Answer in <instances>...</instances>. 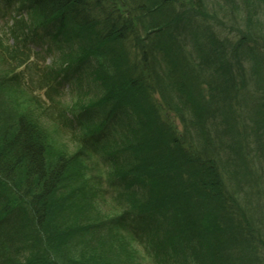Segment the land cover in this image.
<instances>
[{"label": "trees", "instance_id": "1", "mask_svg": "<svg viewBox=\"0 0 264 264\" xmlns=\"http://www.w3.org/2000/svg\"><path fill=\"white\" fill-rule=\"evenodd\" d=\"M21 1L30 30L51 28L67 61L91 67L74 105L108 113L121 101L135 115L137 129L103 146L111 166L98 176L123 186L117 198L148 227L155 264H264L253 256L254 244L264 253L263 224L240 195L247 160L264 162V0H228L226 22L203 0ZM93 80L111 81L99 99ZM2 95L0 110L11 102ZM14 117L0 119V227L11 222L0 264H142L118 224L127 211L109 213L118 205L96 194L85 165L47 146L33 113Z\"/></svg>", "mask_w": 264, "mask_h": 264}, {"label": "rangeland", "instance_id": "2", "mask_svg": "<svg viewBox=\"0 0 264 264\" xmlns=\"http://www.w3.org/2000/svg\"><path fill=\"white\" fill-rule=\"evenodd\" d=\"M203 1L207 3V7L210 13L212 15H216L217 20H222L225 22L231 20L232 11H231L230 2L228 0H203ZM14 10L15 8L12 10V13H14ZM234 13L237 16L240 15L242 16L244 14V12L240 10L239 11L237 10V12ZM261 19L264 21V17H261ZM28 21H29L28 16L24 15L21 18H19V22L17 24H15V21L9 24L10 22L9 13L6 12L5 14L2 12V14H0V34L4 36V30L7 29L9 30L11 28L16 29V27L19 30L18 34H20V30L22 29V27H24V29L26 28L27 26L26 22ZM240 22L242 21H240V18L238 17V21H237L238 26L239 24H241ZM216 29L214 31L218 33L220 36H226L218 28ZM235 34L236 33L234 31L228 36L234 41L236 39L234 38L236 36ZM1 35H0V42L4 43L6 39L5 37L2 38ZM30 56L31 55H28L26 56V58ZM55 56H58V52L55 50H53L52 54L50 52L45 55L35 53L34 56H31L30 61L26 62L27 64L26 63L23 64L21 66V69L20 67L18 68L19 72L17 73L18 74L17 79L19 82L20 81L24 82L28 86V89H25L23 85H21L23 90L25 91L24 96H29L31 89H33L35 85L37 88H39L40 95L43 96L46 100L54 99V102L58 106V108L57 110L56 108L47 110L46 119L49 121V123L53 122L56 124L55 115H60L62 113V108H65L70 103L71 98H69L70 93L66 92L67 90L64 91L61 90L56 92L53 88H51L47 84V82L44 79L40 80L43 76L44 78L51 77V79H54L55 81L63 78V74L58 73L59 65H57V63H54L55 65L53 66H51V64L49 66L47 65L50 61L56 62ZM8 67L10 69V66ZM10 74L12 75V71H10ZM252 102L254 103L255 101ZM252 102L248 103V109H249L248 111L250 114H252L253 112L252 108H250ZM17 106L18 104H16V108ZM43 116L45 117V114ZM42 120L44 124L45 121L43 118ZM7 123L9 124V122ZM10 123H12V120L10 121ZM48 128H49L48 133L50 138L57 141L56 144H59L60 147L64 145L66 146V148H68L69 151H73V149L76 148V145L78 143L74 140L73 134L69 132L71 130L67 126L64 125L63 127H60L59 130L61 131L58 134L54 132V130L52 129V125H49ZM102 138L104 139V136ZM103 139H99L97 140V142L102 143ZM97 142L96 145H93L92 149H90L91 155L87 158H84V165L86 167L85 169L86 172L84 171V173L88 178H90L92 175H95L94 180H96V184L99 187L97 189L98 191H96V194L101 195L104 198L102 200H104L105 202L111 205H115V204L118 205L116 210H109L108 208L109 213L115 214L118 212L122 213L125 210L128 211L129 207L126 204H124L121 199L117 198L118 196H121V193L123 191V186L117 183H113L111 178L108 177L107 173H105L101 178L100 176L97 177L99 175V171L106 167V164L102 161L103 158L101 159L102 157L101 152L100 151L98 152V150L96 149V146H98ZM56 144L54 146H50V149L52 150V147L53 149H56L57 148ZM249 146L251 147L252 145ZM105 157H108V155H105ZM256 159L257 157L252 156L247 160L248 170L255 172V174H253L251 177L252 182L250 183L255 185L251 186V184L249 185L246 182L241 183L240 195L243 194L242 197L245 198V202L247 203L250 202L248 206L253 207L250 215L254 213V216H256V218H259L264 223V209L261 206V204L264 205V167H262V163L261 164L258 163ZM99 202L100 204L104 203L101 201ZM259 203L261 204L258 207ZM126 223H128L131 226L129 228L130 232H132L136 236V241L135 240L134 242L130 241L131 248L132 247L135 248L139 253V255L144 257L141 258L136 256L134 261H140L142 264H155L154 259H152L151 256L153 250L151 249L150 237L146 232L147 229L146 228L143 229L139 227V225L135 224L136 223L135 216L131 212L128 213V216L126 217ZM262 240L264 241V238H262ZM170 246L176 249L179 247L177 241H173V243H171ZM256 255L257 257L255 258H257L258 260L262 258L261 257L262 255H264L263 250L259 248V244H254L253 256ZM247 260L250 261L251 259L248 257ZM251 264H263V263L262 262L260 263V261L257 262L253 260L251 261Z\"/></svg>", "mask_w": 264, "mask_h": 264}, {"label": "bare ground", "instance_id": "3", "mask_svg": "<svg viewBox=\"0 0 264 264\" xmlns=\"http://www.w3.org/2000/svg\"><path fill=\"white\" fill-rule=\"evenodd\" d=\"M63 55H64V57L67 56L66 53H64ZM72 57H74V56L72 55ZM68 67H70V68L73 67V69H71L70 71L72 73L78 75L79 77H81V76L82 77H86V70H84V71H82L80 73L79 70L77 68H75V64H72L71 61H69V66ZM88 74H89V72H88ZM92 75H93V73H91L90 77H92ZM79 80H81V79H79ZM89 80H91V78H89ZM110 83H111L110 80H107L106 82H102L101 80L100 81L93 80V82L91 84V95H93L94 97L99 99L100 98V96H99L100 94L97 92V90L100 88V86L101 87H105L106 85H108ZM96 105H97L96 101H92L88 108H90L93 111V109L96 107ZM116 105L117 106L121 105L123 107H122V109L114 108L115 106L112 107L111 111L108 112V114L105 113L104 116L101 118V120L99 122L100 127L102 128L101 130H103L105 133H108V134L110 133V137H112V138H115V137L119 138L120 134H123V133L130 134V130L134 131L135 128L137 129V124L135 123L136 122L135 115L132 114V112L129 110V108L126 107L125 105H123V103L121 101L119 103H116ZM92 111L84 110L81 113V115H82V117H88V116L91 115ZM115 116H117V118H115ZM112 117H114V118H112ZM176 117L179 120L181 118V114L176 112ZM118 123H121V124H118ZM262 167H264V162L262 164ZM253 174H255V172H252V174L249 175L250 178L252 177ZM250 184H251V186L255 185V184H252V183H250ZM249 203H247V204H249ZM260 204L261 203H259L258 207L260 206ZM261 206L264 209V205L261 204ZM249 207H250V209H252L251 206H249ZM251 218H256V216H254V213L251 215ZM254 223L257 225V227H261L256 222H254ZM262 224H263V227H264V223L263 222H262ZM163 225H165V224H163ZM158 230H159V228H158ZM248 232L250 233V230H248ZM262 233H263V236H264V232H262ZM154 247H155V244H152V249Z\"/></svg>", "mask_w": 264, "mask_h": 264}]
</instances>
